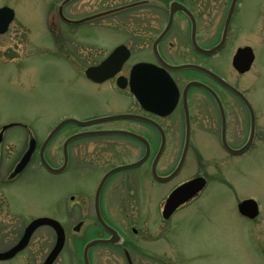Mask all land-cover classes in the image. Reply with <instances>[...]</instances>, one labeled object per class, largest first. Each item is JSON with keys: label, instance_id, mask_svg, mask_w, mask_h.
<instances>
[{"label": "flooded vegetation", "instance_id": "obj_1", "mask_svg": "<svg viewBox=\"0 0 264 264\" xmlns=\"http://www.w3.org/2000/svg\"><path fill=\"white\" fill-rule=\"evenodd\" d=\"M62 1L55 7V16L43 17L49 34L53 31L51 26L89 28L104 24L115 15L119 16L123 25L135 24L137 27L133 34L122 33L127 36V40L113 46L104 55L105 49L100 47V42L95 44L97 53L102 55H95V60L83 68L81 76L74 70L72 61L65 57L79 56L83 50L76 48L64 51L59 47L53 50L56 56L61 60L64 58L63 61L94 88L97 95L115 96L111 99L112 103L106 106L112 109L89 112L84 118H76L88 121V125L68 123L57 131L55 164L46 153L50 142L44 147L43 157L56 170L54 173L41 163L39 150L42 143L37 145L30 135L23 136L22 141L28 137L25 145L22 144L18 152L9 155V129L26 126L22 122H13L11 127L9 121L0 124V253L7 252L19 242L33 219L49 217L62 226L65 242L67 232L74 231V259L82 262L81 250L87 242L110 237L98 224L97 213L119 234L120 243L112 246L120 245L128 250L133 248L132 241L123 235L118 225L108 219L110 215L120 213V208L116 206L120 200L121 204L127 199L140 200V204L149 202L148 212H160L162 217L165 201L171 192L192 179L204 178L201 191L180 205L169 218L162 217L163 221H168L182 207L196 200L207 186L208 178L204 173L185 176L191 150L202 153L195 143L196 139L206 136L207 143L213 141L223 153L237 157L252 151L257 141L264 142V125L248 88L246 92L236 80L231 81V78H242L253 73L256 63V52L251 46L234 45L238 37L236 23L240 18L243 0H236L235 3L232 0H116L118 4L113 7L73 17L65 14L68 3L70 9L76 12L79 5L100 8L109 0H69L63 4ZM60 8L63 17L59 15ZM9 26L0 35H6ZM70 36V42L78 47L76 33ZM91 39L94 41L93 37ZM118 47L120 54L108 68L86 74L87 69L100 67ZM245 47L252 49L253 59L247 71L239 72L234 67V58L237 51ZM94 49L93 52L97 51ZM139 63L150 64L148 68L155 72V76L150 82L135 83L138 94L135 95L130 86L131 71ZM110 70L115 72L106 77L105 72ZM158 75L159 80H156ZM232 89L239 91L243 97H239ZM120 115L129 117H116ZM32 139L36 144L29 161L15 172ZM210 145L208 143L206 148ZM229 150H241V153L234 155ZM35 160L38 167L30 170ZM39 168L38 171L53 175L57 180L55 213L38 215L29 220L20 234L15 231L17 238L14 242L12 239L10 244L9 238H13V233L9 228V207H12L9 190L13 191L25 175ZM201 168L200 162L198 169ZM182 176L187 178L183 179ZM152 201H155V208L150 207ZM68 203H72L74 212L79 207L82 213V218L74 224L70 222L69 226V214L66 215ZM131 216L133 214L126 215L128 218ZM88 218H92L93 222L88 223ZM46 229L53 233L55 243L54 229L50 225L39 226L31 234L26 247L9 261L23 254L34 236ZM131 232L136 234L137 230L132 227ZM92 249L88 252L90 263ZM7 261L0 260V263Z\"/></svg>", "mask_w": 264, "mask_h": 264}, {"label": "rangeland", "instance_id": "obj_2", "mask_svg": "<svg viewBox=\"0 0 264 264\" xmlns=\"http://www.w3.org/2000/svg\"><path fill=\"white\" fill-rule=\"evenodd\" d=\"M60 1L0 0V7L7 5L15 12L8 33L0 35V124L9 121V124L22 122L26 126L9 129V155L25 145L28 137L22 141L23 136L30 135L37 145L41 144L63 118H84L89 112L112 109L106 106L115 96L97 95L74 70L81 76L83 68L95 60V55H102L97 53L95 44L100 42V47L105 49L104 55L127 40L122 33L133 34L137 26H125L115 15L104 24L89 28L51 26L53 31L49 34L43 17L55 16V7ZM243 1L234 45L251 46L256 52V63L253 73L231 78V81L236 80L242 90L249 91L264 125V0ZM117 4L118 1L109 0L100 8L79 5L73 12L68 3L65 14L67 17L85 15ZM72 33H76L74 38L78 47L70 42ZM92 37L94 41H91ZM57 47L64 51L76 48L84 51L79 56L65 57L72 61L74 70L63 61L64 58L61 60L55 55L53 50ZM93 49L97 51L93 52ZM55 136L46 150L54 164ZM199 138L195 143L202 153L191 150L185 173L191 177L200 172L208 178L206 188L196 200L182 207L168 221L162 220L160 212H148L149 202L140 204V200L128 199L122 204V200L117 203L119 214L108 217L132 241L134 247L129 248V252L133 264H264V142L259 140L252 151L231 157L219 150L213 141L208 142L211 145L206 148V136ZM200 162L202 168L198 169ZM37 167L35 160L30 170ZM38 170L40 168L25 175L13 191L9 190L15 210L9 207V228L13 233L9 243L16 240L15 231L20 234L32 218L55 213L57 180ZM185 176L182 178H187ZM77 184L81 185L79 181ZM246 198L254 199L259 205V215L251 220L241 217L236 210L237 203ZM71 204L68 203L66 208L68 226L82 218L79 207L74 212ZM155 205V201L150 202L151 208ZM124 213L133 216L128 218ZM91 219L87 222L92 223ZM132 227L137 230L136 234L131 232ZM72 234L74 231L67 232L65 247L53 264H82L74 259ZM53 245V233L41 230L23 254L0 264H41ZM91 254V264H127L121 246H98Z\"/></svg>", "mask_w": 264, "mask_h": 264}, {"label": "water", "instance_id": "obj_3", "mask_svg": "<svg viewBox=\"0 0 264 264\" xmlns=\"http://www.w3.org/2000/svg\"><path fill=\"white\" fill-rule=\"evenodd\" d=\"M67 1V0H65ZM64 1V2H65ZM63 2V3H64ZM233 3L236 2V0H232ZM60 15L62 16L61 12ZM14 19V11L12 8H7V6L1 7L0 8V33H4L7 30V26L12 22V20ZM120 54V47H118L117 49H115V51L109 56V58H107L100 67L98 68H93L92 69H87L86 74L89 75L91 73V71H93L94 73L96 72H100L102 70H104L105 68H108L109 65L111 64V62H113V60ZM127 56H125L126 58ZM123 58V59H125ZM253 59V55H252V51L249 47H245L243 49H239L237 51V54L234 58V67H236L238 69L239 72H244L247 69H249V66L252 62ZM150 66V64H145V63H139L136 64L135 66H133L132 71H131V91L135 94H137L136 88L134 87L135 83H140L139 81H147L150 82L154 79L153 75L155 76V72L151 71L148 67ZM191 66V65H189ZM180 67H188V66H180ZM178 68V67H176ZM115 71H108L105 72L106 73V77H109L111 75H113ZM216 77V76H215ZM164 81H168V79L166 77H161ZM160 78V79H161ZM156 80H159V75L155 77ZM216 79L218 81H220L221 83L225 84L221 79H219L218 77H216ZM146 82V83H147ZM146 85V84H145ZM239 97H243L238 91L232 89ZM119 118H124V117H129L126 115H120V116H116ZM111 119V118H110ZM101 121H104V119H102ZM67 123H76L79 125H83L86 126L89 124L88 121H78L75 120L73 118H68V119H64L62 120L60 123H58L49 133V135L47 136L46 140L43 142L41 148H40V160L41 163L43 164V166L50 172L54 173L56 170L51 168L47 162L44 160L43 158V150L44 147L47 145V143L50 141V139L54 136V134L57 132V130H59L63 125L67 124ZM10 126V125H9ZM34 140H32L30 142V147L27 150V152L25 153V155L23 156L21 162L18 164V166L15 169V172H18L22 169V167L28 162L30 155L34 149ZM231 153L233 154H240L241 150L238 151H233V150H229ZM204 179L202 177L200 178H196V179H192L184 184H182L181 186H179L178 188H176L167 198L165 205H164V209H163V218L167 219L169 218V216L175 211V209L180 206L181 204H183L184 202L188 201L189 199H191L193 196H195L197 194V192H199L203 186H204ZM237 209L240 215L247 217L249 219H253L255 218L258 213V205L255 202V200L253 199H245L242 200L238 205H237ZM97 221L98 223H100V225L111 235L110 239L107 240H103V239H96V240H92L90 242H88L83 249L82 252V257H83V264H89L88 258H87V253H88V249L94 245L97 244H107V243H117L119 241V235L118 233L113 230L112 228H110L99 216V214L97 213ZM42 225H50L55 233H56V242L52 248V250L50 251V253L48 254V256L46 257V259L44 260V262L42 264H53V262L55 261V259L57 258V256L59 255V253L61 252L63 245H64V241H65V235H64V231L61 227V225L48 217H39L36 218L34 220H32L28 226L26 227L24 234L22 236V238L19 240V242L14 245L12 248H10L7 252H3L0 253V260H9L10 258H12L13 256H15L19 251H21L22 249H24L29 241V238L31 236V234L33 233V231ZM125 255L128 261V264H132L131 259L129 257V254L127 253V251H125Z\"/></svg>", "mask_w": 264, "mask_h": 264}]
</instances>
